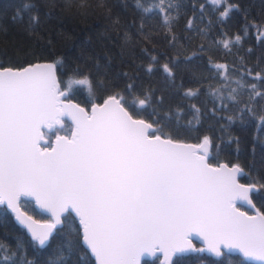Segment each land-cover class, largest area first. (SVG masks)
Returning <instances> with one entry per match:
<instances>
[{"label":"snow or ice","instance_id":"obj_1","mask_svg":"<svg viewBox=\"0 0 264 264\" xmlns=\"http://www.w3.org/2000/svg\"><path fill=\"white\" fill-rule=\"evenodd\" d=\"M73 2L65 0L67 6ZM207 2L214 9L227 5L218 17L221 22L233 9L240 11L239 5L228 0ZM136 7L142 16L159 15L170 32L178 18V13H171L181 5L157 0L144 7L136 0ZM31 22L37 23L38 18L33 16ZM251 27L257 30V40H264V25ZM187 28L193 29V19ZM248 28L245 24L243 35L217 44L227 50L242 44ZM138 31H144L143 21ZM124 39H131L127 32ZM176 39L173 35L170 44ZM151 59L156 61L154 56ZM191 59L186 58V62ZM211 68L217 73L213 79L224 81L223 87L209 88V94L220 101V109H228L226 100L239 106L247 93L248 100L239 112L255 118V105L264 101V92L257 91L256 84L245 83L244 77L252 76L251 69L241 72L240 80L232 81L227 75L232 69L226 65ZM58 70L61 76L67 72V78L58 79ZM146 70L154 71L151 66ZM163 71L173 76L167 64ZM253 79L264 83L260 73ZM232 83L237 86L231 87ZM76 86L87 88L86 102L91 103L95 93L89 74L79 65L69 68L63 58L19 69L0 67V205L4 206L0 209V228L7 229L11 213L21 229L14 235V249L0 241V264H38L36 255L57 237L60 239L45 264H70L72 257L76 258L73 264H88L89 253L97 264H140L142 255L157 251L169 264L177 253L208 252L229 257L233 251L264 264V212L257 209L255 215H248L236 207L240 201L255 208L252 195L264 191V184L259 188L240 184L237 177L247 173L239 164H210L220 146L213 145L207 135L198 144H187L164 133V126H154L159 125L158 120L149 123L133 119L119 91H113L102 104H93L90 115L78 104L65 103L76 95ZM99 87L107 91L110 86L99 81ZM134 87L129 83L125 90L131 94ZM197 95L198 91L185 92L186 97ZM149 101L147 94L135 97L129 107L139 112L150 106ZM192 108L199 113L195 105ZM65 116L71 117V126L64 125ZM226 119L229 124L234 120L232 116ZM188 125L186 130L191 133L192 121ZM180 127L185 126L177 123ZM257 128L264 130V115L259 117ZM61 131L66 134L60 135ZM52 134L54 142L46 139ZM232 142L239 145L238 138H230ZM213 147L216 153L211 151ZM236 151L239 153V147ZM22 197L34 198L50 213L49 221L40 223L21 212ZM192 234L202 236L206 247H193L188 240ZM29 249L33 258H29Z\"/></svg>","mask_w":264,"mask_h":264},{"label":"trees","instance_id":"obj_2","mask_svg":"<svg viewBox=\"0 0 264 264\" xmlns=\"http://www.w3.org/2000/svg\"><path fill=\"white\" fill-rule=\"evenodd\" d=\"M156 2L141 0L144 7ZM173 3L181 7L171 13L174 16L178 13V18L169 32L161 24L159 15L142 16L136 7V0H103V3L101 0H84L82 7L80 0H74L71 6H67L65 0H0V66L19 67L41 59L53 62L57 58H63L69 68L79 65L84 74H89L92 82L95 98L91 102L119 91L128 102L125 107L132 115L141 116L151 123L158 120L159 125L154 126H164V133L172 138L197 141L202 136H209L213 145L220 146L218 155L209 162L223 160L238 163L247 173V176H239V180L255 183L259 188L260 184H264V130H258L257 121L264 115L261 111L264 101L255 105L256 116L253 118L247 112H239V107L248 100L247 93L241 97L239 106L226 100L228 109L221 110L220 101L209 94V88L223 87L222 79H213L217 73L211 65L224 64L232 69L227 74L232 81L240 80L241 72L251 69L252 76H245V83L256 84L257 91L264 92V83L253 79L257 73L264 76V40L258 41L257 30L251 27L252 24L264 25V0H228L229 4L239 5L240 11L233 9L230 17L223 22L218 17L227 5L214 9L207 0H173ZM25 4L30 7L25 8ZM33 16L38 18L37 23L31 22ZM190 19H193L191 30L187 28ZM142 21L144 31L141 33L138 30ZM245 24L249 25L248 35L242 44H233L230 50L217 44L237 34L243 35ZM201 30L206 34H202ZM125 32L131 38L128 41L124 39ZM173 35L177 39L170 44ZM249 49L252 51L249 52ZM153 56L156 61L151 59ZM188 57H192L190 62H186ZM165 64L172 70V77L163 71ZM149 66L154 71L148 72L146 69ZM57 76L64 80L68 73L61 76L58 70ZM99 81L110 86L109 90L100 88ZM129 83L135 85L131 94L125 90ZM236 86L231 84L233 88ZM61 87L64 88V85ZM76 88V95L70 98L87 108L90 104L86 102L87 88ZM187 90L198 91V95L186 97ZM145 94L150 97V106L139 112L129 107L135 97L144 98ZM192 105L200 110L199 113L194 112ZM213 109H216L215 114ZM229 116L234 118L231 124L226 119ZM197 118L200 121L198 124ZM189 121L194 126L191 133L186 130ZM63 122L66 127L71 126L65 119ZM177 123L185 127L177 128ZM60 133L66 134L63 131ZM230 138H238L239 145L229 143ZM211 151L216 153L217 149L213 147ZM21 201L20 206L27 213L37 219L48 218L35 210L30 201ZM252 201L264 212V191L253 194ZM3 207L0 205V209ZM8 219L7 229L0 228V241L14 249V235L21 229L11 213ZM72 219L78 227L76 220ZM24 238H28L26 231ZM59 239L52 240L49 248L36 255L38 264H45ZM29 258H33L31 249ZM75 260L72 257L70 264ZM87 262L94 264L89 255ZM140 264L160 263L154 256L141 259ZM171 264L258 263L247 261L235 253L229 257H215L190 252L174 255Z\"/></svg>","mask_w":264,"mask_h":264},{"label":"water","instance_id":"obj_3","mask_svg":"<svg viewBox=\"0 0 264 264\" xmlns=\"http://www.w3.org/2000/svg\"><path fill=\"white\" fill-rule=\"evenodd\" d=\"M49 62H52V61L49 60V59H41V60L33 61V62H31V63H26V64H24V65H22V66H19V67H15V66H13V67H12V66H0V67H5V68H6V67H11V68H13V69H19V68L27 67L28 65H33V64H43V63H49ZM62 89H63V88H62ZM108 95H111V94H108ZM108 95L104 96L100 101H93V102H91V103L88 105L87 108H85L83 105H81L80 103L76 102V101H75L74 99H72V98H69L68 100H65L64 102H65V103L78 104L80 107L84 108L85 111L88 112L89 115H90V114H91V108H92V105H93V104H102V103H103V100H104ZM130 114H131V113H130ZM131 115H132V114H131ZM132 116H133V119H138V120H139V119H143V120H145V121L151 123L150 121L146 120L145 118H143V117H141V116H134V115H132ZM62 118H65V119H66V120L72 125L71 117H70V116H65V117H62ZM59 134H60V135H65L64 133H59ZM203 137H204V136H202V137H201L199 140H197V141H186V140H181V139H175V140H177V141H179V142L187 143V144H198V143L201 142V140H202ZM173 139H174V138H173ZM51 140L54 142V140H55V135L51 138ZM42 143H44V142H42ZM208 162H209V161H208ZM209 163L212 164L214 167L219 166V164H227L229 167H231L233 164H238V163H236V162L227 163V162H225V161H223V160L217 161L216 163H211V162H209ZM237 180H238V182H239L240 184L245 185V186H248V185H251V184H255V183H252V182H244V181H241V180H239V176L237 177ZM256 186H257V185H256ZM21 199H26V200L30 201V202L32 203V205H33V207H34L35 210H37V211H39V212H41V213L47 215L48 218H46V219H37V218H35L33 215L27 213V212H26L23 208H21V206H20V210H21V212L26 213L28 216H31L34 220H36V221H38V222H40V223H45V222H48V221H49V219H50V213H48L46 210L40 208L39 205H37V204L35 203V199H34V198H32V197H22ZM252 203H253V201H252ZM253 204H254V203H253ZM240 206L246 207L248 210H246L245 208L240 207ZM236 207L239 209V211H241V212H245V213H247L248 215H255V214H256V210L258 209V208L256 207V205H255V208H252V207H251L250 205H248L247 203L240 202V201L237 202ZM258 210H259V209H258ZM259 211H260V210H259ZM260 212H261V211H260ZM12 216H13V215H12ZM73 217L76 219L77 225H78V227H79L78 218L75 217V214H73ZM13 219H14V217H13ZM25 231H26V230H25ZM188 240H189V243H191V244L193 245V247H195V248H205V247H206V244L203 242V237H202V236H198V235H196V234H192V235L189 236ZM196 244H197V245H196ZM204 253H206V254H210V253H208V252H204ZM232 253H235V254L240 255L243 259H245V260H247V261H251V262H253V263H258V264H260V262H258V261H254V260H250V259H246V258H244V257H243L239 252H237V251H233ZM178 254H181V253H177V254H174V255H178ZM182 254H184V253H182ZM174 255L171 256V259H172V257H173ZM210 255H212V254H210ZM89 256L92 258L93 263H94V264H97V262H96V260H95V257H94L93 255H91V253H89ZM154 256H157V257H158V261H159L160 264H169V261H167V260L165 259L164 254H163L162 252H159V251H157L155 254L145 253L144 255H142V256L140 257V261H141V259H150V258H152V257H154ZM212 256H213V255H212Z\"/></svg>","mask_w":264,"mask_h":264},{"label":"bare ground","instance_id":"obj_4","mask_svg":"<svg viewBox=\"0 0 264 264\" xmlns=\"http://www.w3.org/2000/svg\"><path fill=\"white\" fill-rule=\"evenodd\" d=\"M62 119H65V118H62ZM66 120V119H65ZM67 121V120H66ZM70 124V123H69ZM71 125V124H70ZM74 218V217H73ZM75 219V218H74ZM76 220V219H75Z\"/></svg>","mask_w":264,"mask_h":264},{"label":"rangeland","instance_id":"obj_5","mask_svg":"<svg viewBox=\"0 0 264 264\" xmlns=\"http://www.w3.org/2000/svg\"><path fill=\"white\" fill-rule=\"evenodd\" d=\"M55 135V134H54Z\"/></svg>","mask_w":264,"mask_h":264}]
</instances>
